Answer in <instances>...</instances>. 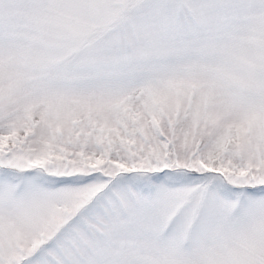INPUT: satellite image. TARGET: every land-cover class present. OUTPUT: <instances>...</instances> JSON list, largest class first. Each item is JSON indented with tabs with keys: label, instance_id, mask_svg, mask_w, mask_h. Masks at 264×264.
<instances>
[{
	"label": "snow or ice",
	"instance_id": "1",
	"mask_svg": "<svg viewBox=\"0 0 264 264\" xmlns=\"http://www.w3.org/2000/svg\"><path fill=\"white\" fill-rule=\"evenodd\" d=\"M0 264H264V0H0Z\"/></svg>",
	"mask_w": 264,
	"mask_h": 264
}]
</instances>
